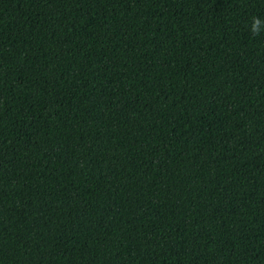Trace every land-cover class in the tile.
I'll return each instance as SVG.
<instances>
[{
    "label": "trees",
    "instance_id": "16d2710c",
    "mask_svg": "<svg viewBox=\"0 0 264 264\" xmlns=\"http://www.w3.org/2000/svg\"><path fill=\"white\" fill-rule=\"evenodd\" d=\"M264 0H0V264H264Z\"/></svg>",
    "mask_w": 264,
    "mask_h": 264
},
{
    "label": "clouds",
    "instance_id": "9594fccd",
    "mask_svg": "<svg viewBox=\"0 0 264 264\" xmlns=\"http://www.w3.org/2000/svg\"><path fill=\"white\" fill-rule=\"evenodd\" d=\"M252 37L260 36L264 34V20L258 16L252 17L250 26H247Z\"/></svg>",
    "mask_w": 264,
    "mask_h": 264
}]
</instances>
